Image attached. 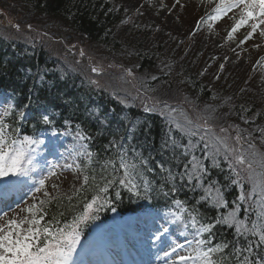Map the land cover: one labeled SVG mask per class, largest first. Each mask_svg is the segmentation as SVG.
I'll return each mask as SVG.
<instances>
[{
	"label": "trees",
	"instance_id": "1",
	"mask_svg": "<svg viewBox=\"0 0 264 264\" xmlns=\"http://www.w3.org/2000/svg\"><path fill=\"white\" fill-rule=\"evenodd\" d=\"M7 1L29 11L31 16L61 22L87 42L102 46L112 54H126L138 64L139 73L155 77L149 83L150 89L157 84L189 89L190 98L196 102L198 108L228 111L235 118L232 122L255 128V135L264 143V134L259 131L264 129V109L258 106L259 102L255 101L254 96L247 94L250 80L246 82V78L240 82L237 77L215 75L204 62L198 61V56L186 62L184 55L178 51L170 52L162 45H144L145 39L140 41L144 29L138 22L125 17L116 0ZM212 15L214 12L204 13V16ZM209 20L203 18L200 22L204 24ZM194 56L192 51V58ZM0 94L15 106L13 109L7 108L12 114L4 119L10 126L8 130H16L14 134L19 137L32 136L39 139L50 130L63 131L66 129L65 124H69L72 130L82 136L90 137L86 140V146L87 151L93 154L90 157L91 163L89 157H81L73 173L81 182L84 174L96 176L98 182H102L101 176L118 181L122 170L102 169L107 161H118L120 153L117 148L121 144L123 147L120 152L123 153L126 149L127 157L135 159L137 164L140 163V158L148 161L146 165L140 166L142 177H137V182L142 179L150 182L151 191L147 193V198L143 188L140 197H137L117 182L109 188L107 194L111 203L92 213L97 217L91 219L94 223L109 222L114 212L119 217L142 212L164 213L174 207V200L177 199L184 202L186 214L195 216L201 223H215L216 219L227 217L236 211L237 205L240 206L238 219H243L249 227L256 221L259 200H239L241 191L238 185L232 184L228 179L232 175L229 167L221 158H216L219 167L213 166L211 155L205 159L210 150L204 149L203 142L191 137L197 146L188 147L190 138L177 129L169 118L157 111L145 112L142 108L121 104L106 90L95 88L74 70L63 69L58 59L43 46L0 37ZM256 99L258 100L257 97ZM20 111L26 113L24 120L19 119ZM45 111L53 117L52 125L40 122V114ZM133 125L136 126L135 130ZM173 139L177 142L175 146L171 143ZM186 147L188 155L184 154ZM137 153L140 155L137 156ZM193 154L208 169L203 186L196 181L189 183L186 176L180 179ZM161 165L171 169L176 176L174 183L177 191H170L173 182L167 180L168 173L162 170ZM77 166L83 171L76 170ZM210 183L221 189L225 204L216 206L211 198L201 199L208 195L205 188ZM80 186L81 183L65 194L52 196V202L45 206L47 215L42 224L56 216L62 227L65 223H70L74 216H78L84 210L85 199L90 200L93 195L92 191H87L82 198L74 196V190ZM117 192L120 193L119 198L115 195ZM212 195H215L214 191ZM69 196H72L71 201ZM43 199L46 197L43 196L41 200ZM90 227L88 224L81 227L82 237H87ZM201 238L208 241L207 246L227 243L229 248L216 253L213 259L223 257L228 264H234L231 245L237 241V247L244 244V238L237 236L235 226L223 224L216 225L212 233H202ZM247 239L257 238L249 234Z\"/></svg>",
	"mask_w": 264,
	"mask_h": 264
},
{
	"label": "rangeland",
	"instance_id": "2",
	"mask_svg": "<svg viewBox=\"0 0 264 264\" xmlns=\"http://www.w3.org/2000/svg\"><path fill=\"white\" fill-rule=\"evenodd\" d=\"M116 1L118 6L122 7L125 17H130V21L138 22V25L144 29V36L140 37L141 42L145 39L144 45H162L170 52L178 51L184 55L186 62L194 60L198 56V61L204 62L215 75L237 77L240 82L247 78L246 82L249 80L251 82L247 94L254 96L255 101L259 102L258 106L264 109V35H261L260 30H257L250 39L246 40L245 37L251 32L250 24L252 22L250 21L248 25L242 26L233 33L231 39L228 36L235 20L239 19L240 9H233L220 19L201 24L199 21L204 17V13L213 12L219 0ZM11 2L0 0L1 38L28 45L43 46L48 53L58 59L63 69L74 70L92 86L106 90L123 105L142 109L145 106L154 107V111L159 114L163 113L161 115L173 121L169 116L171 112V116L181 124H186L184 116L193 121L194 125L204 124V121L207 120L208 125L212 128V133L207 139L216 136L227 138V142L231 146L244 151L255 161L264 158V143L255 135L257 133L253 130L255 128L248 127L243 123L235 124L232 122L235 118L231 117L228 111L198 108L196 102L190 98L189 89L185 90V88L175 85L170 87L167 84H157L153 89H150L149 83L154 80L153 76L139 73L138 64L126 54H112L102 46L87 42L61 22L31 16L29 11L19 8ZM261 28L264 29V25ZM81 51L84 52L83 56L79 54ZM192 51L195 55L194 58H192ZM93 66L100 68L101 72L93 73L91 71ZM126 69H131L132 75H128ZM92 81H96V83ZM8 106V101H5L0 95V113ZM222 128L227 131L222 132ZM200 135H203V130H199L197 136L194 137L199 139ZM237 135L241 136L239 143L235 140ZM80 136L82 135L70 127L63 132L47 133L40 139L43 144L39 147L33 146L36 149L34 156L37 167L28 176L30 178L10 175L0 179V188L13 186L10 189L13 193L17 192L16 187L19 188V185L24 184L21 180L26 181L23 186L24 190L21 189L23 192L19 196L20 202L5 211L7 212L6 217H3V214L0 216L3 217L0 218V224H4L8 219L27 216L28 213L22 209L38 203L45 191L49 192L51 196H55L58 193L65 194L80 185V178L73 175L79 159L84 156L77 155V152H83L85 150L83 146L86 145V141L81 140ZM250 144L254 147L249 148ZM252 153H255L254 157L251 156ZM216 158H221L220 160H223L228 166L223 151L217 154ZM49 160L53 164H60L61 168L57 169V176L49 178L46 187L41 192L35 193V197H33L35 187L39 186V179L42 176H47V167L42 164L48 163ZM65 164H70L73 167L64 168ZM42 168H46V170L41 171ZM253 168L257 172L264 171L259 163H254ZM54 183L58 185L55 189L52 187ZM238 186L241 193L247 195L246 201L254 198L259 200L258 191L256 195H250L252 185L248 180V172L241 171ZM5 191L0 195V210L7 207L6 203L11 202V193L8 190ZM21 191L17 193H21ZM178 211L177 206L174 205L171 210L161 216L148 214L134 217L138 219L139 224L133 225L124 222L127 216L119 218L116 214H112L109 222L104 224L94 223L91 219L85 221L80 225V229L86 224L89 227L94 224L88 230V237L83 236L84 238H82L81 235L80 243L72 258V264H93L96 259H111L110 257L113 256H116L113 258L115 264L125 263L127 261L124 258L125 253L127 254L126 258L128 257L134 264H151L152 261L155 262L154 264H172L173 261H177V254L172 253L170 256H165V252L171 253L175 244H183L184 249L178 250V253L186 255L197 246L198 240H202L201 234H196L190 216L183 212V218L177 219ZM120 223L125 226L124 233L121 229L114 232L110 230V228H119ZM165 229H167L166 232ZM94 230H109L110 234H105V236L99 237L98 241H93L91 236ZM118 231L119 234H117ZM125 236H133V238L128 246L129 249L123 250L121 258L112 253H116L114 249L119 246L118 242L121 239L124 240ZM189 242H191V247H189ZM103 247L108 256L103 254ZM134 253L137 259H133ZM82 257L84 261L81 259Z\"/></svg>",
	"mask_w": 264,
	"mask_h": 264
},
{
	"label": "snow or ice",
	"instance_id": "3",
	"mask_svg": "<svg viewBox=\"0 0 264 264\" xmlns=\"http://www.w3.org/2000/svg\"><path fill=\"white\" fill-rule=\"evenodd\" d=\"M240 9L239 19L235 20V24L228 34L229 39L232 38L235 33L242 26L250 24L251 32L245 39H250L257 30H260V34L264 35V29L261 28L264 25V0H219V3L213 9L215 15L209 17L210 20L220 19L233 9ZM235 19V18H233ZM17 27H19L17 25ZM31 27V25H29ZM81 56L84 52L79 53ZM93 73H100L101 69L93 66L91 68ZM128 75H132L131 69L125 70ZM155 79V77H153ZM96 83V81H92ZM15 106L10 105L9 108L13 109ZM27 107V105L25 106ZM154 107L145 106V112L154 111ZM174 111V110H173ZM10 110H4L0 113V179H4L11 176H29L33 170L37 167V161L34 156L35 148L43 144L40 139L33 138L32 136L19 137L15 135L13 130L10 132L9 124L5 122L4 117L11 115ZM163 114V113H161ZM170 118L175 123V127L181 132L185 133L190 139L188 147L195 148L197 145L193 143L191 137L197 136L199 130H203V135L199 136V140L203 141V147L205 150H209L206 155H211L213 160V166L219 167L216 161V155L223 151L224 159L228 161V167L231 170L232 175L228 177L232 184L239 185L241 179V171L248 172V180L252 185L250 195H256L258 191L259 203L256 211V221L251 223L249 227L243 219H238L237 213L239 211V205L237 210L231 212L227 217L219 218L215 220V223L207 222L201 223L196 219L195 216L190 215L191 224L196 229V234L212 233V230L218 224L227 225L229 227L235 226V232L238 237L244 238V244L237 247L236 243L231 245L232 257L234 258V264H264V171L257 172L253 168L254 163H259L261 169H264V158L259 161H255L244 151L237 147L231 146L227 142V138H221L216 136L212 139H207L212 133V128L208 125V121L205 120L204 124H193V121L184 116L186 124H181L176 121V118L171 116ZM26 113L24 111L19 112V119L24 120ZM40 122L45 125L53 124V117L45 112L40 114ZM101 123H104L102 121ZM135 130V125L132 126ZM222 132H226V129H221ZM264 134V129H259ZM81 140L90 139L88 136H80ZM237 143L240 142L241 136L235 137ZM115 143V142H113ZM172 145H176V140L171 141ZM211 146V148H210ZM83 152H77V155H85L89 157V163H91L90 157L93 155L87 151V146L84 145ZM123 147L121 144L117 148L118 161L109 160L103 167V171H107L108 168L114 171L122 170V176L117 181L114 179H108L106 176H101L100 181H97L96 176H90L84 174L82 177L81 186L79 189H75L73 195L77 198H82L83 194L87 191H92L93 195L90 200L85 199L83 208L84 210L78 215L74 216L70 223H65L62 227L59 225V220L56 216H53L51 220L42 224L47 212L45 206L52 202L53 197L47 191L44 192L46 199L39 200L38 203L29 205L26 209H22L28 213L23 218H12L8 219L4 224H0V264H72V258L76 252L77 246L80 243L81 233L80 225L90 219L97 217L92 215V212L99 211L104 205L111 203L108 198L109 188L119 183L124 188H127L129 192H132L137 197L141 195V188L147 198V193L151 191L150 182L146 179H142L141 182H137V177H142L141 165H146L147 160L140 158V163L137 164L135 159L127 157V150L123 153L120 149ZM188 147L184 149V154L188 155ZM254 147L249 145V148ZM140 154L137 153V156ZM252 157L255 153L251 154ZM47 164V162H45ZM64 168H72L70 164H65ZM60 164H51L47 167V176H42L38 181V187H35L33 197L35 193L41 192L46 187V182L49 178L57 176V169H60ZM163 171L168 173L167 180L173 182V186L170 189L171 192L177 191L174 181L176 176L172 174L171 169L164 168L161 165ZM190 168V170H189ZM239 169V170H238ZM44 171V169H40ZM76 170L83 171L77 166ZM208 174L207 167L201 162V160L191 155L189 164L185 165V172L180 176V179L187 177L189 183L196 181L203 186V180ZM52 187L55 189L58 187L57 184H53ZM215 195H212V192ZM205 192L208 195L201 197L203 200L211 201L214 205L219 206L225 204L223 192L216 184H209L208 188H205ZM116 197H120V193L117 192ZM168 195V193H164ZM69 201L72 200V196L68 197ZM240 201H246L247 195L243 192L239 196ZM177 209V219L183 218V212L187 211L184 207V202L177 199L174 200ZM194 211V210H193ZM7 216V212L3 213V217ZM0 217V218H3ZM198 225V227H197ZM27 226V227H26ZM187 227V225H186ZM165 232L167 229L164 230ZM256 237L255 240H248V235ZM159 239V237H157ZM41 240L43 241L41 243ZM197 246L188 252L186 255H179L178 250L184 249L183 244H175L172 248L171 253L165 252V256H170L172 253L177 254V261H173L172 264H228L227 260L223 257L213 259L216 253L222 252L229 248L227 243L217 244L215 246H207L208 241L198 240ZM191 247V242H189ZM206 249V250H205Z\"/></svg>",
	"mask_w": 264,
	"mask_h": 264
},
{
	"label": "bare ground",
	"instance_id": "4",
	"mask_svg": "<svg viewBox=\"0 0 264 264\" xmlns=\"http://www.w3.org/2000/svg\"><path fill=\"white\" fill-rule=\"evenodd\" d=\"M50 148H52V147H50ZM54 152V151H53ZM5 206H7V203L5 204ZM134 217H138V216H128L125 220H124V222L126 223V224H130V225H133V224H139V221H138V219L137 218H134ZM118 229H121L122 230V232L124 233V230H126L125 229V226L123 225V224H119V228H110V230H112L113 232L114 231H117ZM112 233V232H111ZM122 233V234H123ZM105 234H110V232H109V230H107V231H99V230H94V233H93V235L91 236V238H92V240L93 241H98V239H99V237H102L103 235L105 236ZM117 234H119V231L117 232ZM145 234V233H144ZM133 235V234H132ZM136 237V236H135ZM133 238V236L131 237H127V236H125V238H124V240H120L119 242H118V245L119 246H124L125 248H128V246H129V244L131 243V239ZM105 239V238H104ZM153 263H155V262H153ZM152 263V264H153Z\"/></svg>",
	"mask_w": 264,
	"mask_h": 264
}]
</instances>
